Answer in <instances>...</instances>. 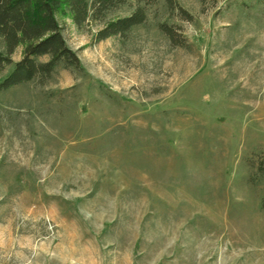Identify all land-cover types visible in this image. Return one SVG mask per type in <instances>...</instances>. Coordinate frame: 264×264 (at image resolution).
Returning a JSON list of instances; mask_svg holds the SVG:
<instances>
[{"label":"rangeland","instance_id":"obj_1","mask_svg":"<svg viewBox=\"0 0 264 264\" xmlns=\"http://www.w3.org/2000/svg\"><path fill=\"white\" fill-rule=\"evenodd\" d=\"M173 1L0 89V264H264V0Z\"/></svg>","mask_w":264,"mask_h":264},{"label":"trees","instance_id":"obj_2","mask_svg":"<svg viewBox=\"0 0 264 264\" xmlns=\"http://www.w3.org/2000/svg\"><path fill=\"white\" fill-rule=\"evenodd\" d=\"M129 0H0V36L5 42V52L0 51V66L13 68L0 82V89L41 80L44 82L60 65L81 70L82 63L75 50L64 36L62 17L68 16L77 26L88 19L104 20L107 13L126 4ZM136 6L126 16L105 22L96 33L97 40L113 36H125L135 26L144 23L148 17L147 6L154 0H135ZM171 8L173 0H168ZM162 29L173 43L176 39L167 25ZM22 48L21 58L14 61L12 56Z\"/></svg>","mask_w":264,"mask_h":264}]
</instances>
